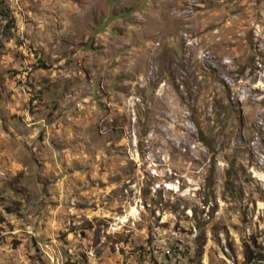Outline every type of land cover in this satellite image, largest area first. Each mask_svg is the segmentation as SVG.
<instances>
[{
  "label": "rangeland",
  "instance_id": "obj_1",
  "mask_svg": "<svg viewBox=\"0 0 264 264\" xmlns=\"http://www.w3.org/2000/svg\"><path fill=\"white\" fill-rule=\"evenodd\" d=\"M245 247L264 260V0H0V264Z\"/></svg>",
  "mask_w": 264,
  "mask_h": 264
},
{
  "label": "trees",
  "instance_id": "obj_2",
  "mask_svg": "<svg viewBox=\"0 0 264 264\" xmlns=\"http://www.w3.org/2000/svg\"><path fill=\"white\" fill-rule=\"evenodd\" d=\"M4 16L7 19L9 18L8 14H5ZM243 257H244L243 259L245 263H250L252 262V258H255V257L260 258L261 255L258 252H255L252 248L245 247L244 252H243Z\"/></svg>",
  "mask_w": 264,
  "mask_h": 264
},
{
  "label": "built area",
  "instance_id": "obj_3",
  "mask_svg": "<svg viewBox=\"0 0 264 264\" xmlns=\"http://www.w3.org/2000/svg\"><path fill=\"white\" fill-rule=\"evenodd\" d=\"M154 241L156 243H161L160 240H159V235H158V232H156L155 234V237H154ZM146 262V261H145ZM144 261L142 262V264H149V263H145ZM252 264H264V260H261V259H257L256 257L255 258H252Z\"/></svg>",
  "mask_w": 264,
  "mask_h": 264
}]
</instances>
